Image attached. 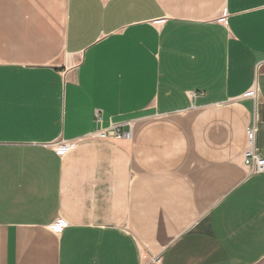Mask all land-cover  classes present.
I'll use <instances>...</instances> for the list:
<instances>
[{"label": "crops", "instance_id": "crops-1", "mask_svg": "<svg viewBox=\"0 0 264 264\" xmlns=\"http://www.w3.org/2000/svg\"><path fill=\"white\" fill-rule=\"evenodd\" d=\"M254 124L264 0H0V264H264Z\"/></svg>", "mask_w": 264, "mask_h": 264}, {"label": "built area", "instance_id": "built-area-1", "mask_svg": "<svg viewBox=\"0 0 264 264\" xmlns=\"http://www.w3.org/2000/svg\"><path fill=\"white\" fill-rule=\"evenodd\" d=\"M258 134L259 128L257 124L252 125L248 128V148L245 153L244 165L249 170V173L254 174H264V158L260 154V149L258 146ZM96 139L101 140H130L132 137L131 132H125L120 128L110 129L108 131H101L94 135ZM77 146L76 142H65L61 141L53 145L55 151L58 153H66L73 151ZM62 224H57L58 228H61ZM155 263L160 264L161 260L156 259Z\"/></svg>", "mask_w": 264, "mask_h": 264}]
</instances>
